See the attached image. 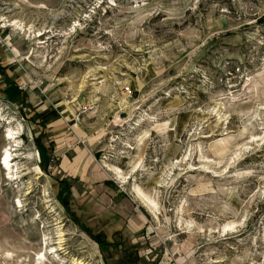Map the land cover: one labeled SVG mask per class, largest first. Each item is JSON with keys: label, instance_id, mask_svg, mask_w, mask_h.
<instances>
[{"label": "rangeland", "instance_id": "374dc122", "mask_svg": "<svg viewBox=\"0 0 264 264\" xmlns=\"http://www.w3.org/2000/svg\"><path fill=\"white\" fill-rule=\"evenodd\" d=\"M0 60L5 83L24 74L65 117L56 143L34 105L0 93V264H127L77 219L109 240L124 223L148 264H264V0H0ZM65 150L85 173L123 169L118 211L62 203Z\"/></svg>", "mask_w": 264, "mask_h": 264}, {"label": "crops", "instance_id": "0c3cea01", "mask_svg": "<svg viewBox=\"0 0 264 264\" xmlns=\"http://www.w3.org/2000/svg\"><path fill=\"white\" fill-rule=\"evenodd\" d=\"M7 62V61H6ZM6 62L0 60V93L5 95V92L12 90L11 95L14 96L17 93H22L26 100L35 106V109L38 113L41 114V120L47 123L48 131L50 133V137H53V140L57 143L58 140L62 139V127L64 126L65 117L63 116V109L60 107L59 109H55V104L47 103V94L45 91L38 86L29 85L26 82L25 75H19L17 78H12V82L5 83V76L10 77V74L7 71V68H3L6 65ZM22 86V88H19ZM64 118V119H63ZM62 132V133H61ZM60 137V138H59ZM58 148V144H57ZM60 149V148H59ZM55 151V150H54ZM62 154V155H61ZM60 157H57L58 165L61 170H69L64 173L69 177L76 179L77 185H79V192L74 190V186H71L70 190L71 194L78 199V203L80 204L79 210L83 212L85 215L90 216L89 211H118L119 210V200L124 195L122 191L119 190V182L118 176L115 177V180L112 178H108L106 173L102 170L98 174H93L91 172H84L83 164L80 165L81 160L79 159L81 154H78L71 161L69 155L66 154V150L62 151ZM76 167V168H75ZM80 168V170L78 169ZM76 169V170H75ZM78 169V170H77ZM75 170V173L73 171ZM110 171V170H109ZM65 172V171H64ZM112 172V171H111ZM95 175L101 176L104 183H97L99 179H95ZM121 179V178H120ZM122 180V179H121ZM123 182V181H122ZM102 185V187H99ZM114 205L115 207H112ZM79 214V212H77ZM124 223H121L115 229L111 231L110 237L113 236L115 231L121 230V227ZM122 234V231H120Z\"/></svg>", "mask_w": 264, "mask_h": 264}, {"label": "trees", "instance_id": "16d2710c", "mask_svg": "<svg viewBox=\"0 0 264 264\" xmlns=\"http://www.w3.org/2000/svg\"><path fill=\"white\" fill-rule=\"evenodd\" d=\"M3 68H6V66H3ZM7 76H5L6 78ZM8 78V77H7ZM10 83V82H9ZM15 99L18 98H25V96L22 93H17L16 95H14ZM26 99V98H25ZM39 115H36L35 117H38ZM39 137L36 138V142H37V146L42 149L44 156L48 155V150L44 148L43 144L40 143L39 141ZM59 183L62 184L65 189H66V193L64 195V198L62 199V203L64 205L67 204V200L69 198V196L71 195V184L67 181L66 178L64 177H60L58 179ZM72 216H76L74 213H72ZM79 226L81 228V230H83L86 234H88L91 239H93L99 246L100 250L102 252H104V249L106 247H114V246H118L121 248V253L123 254V256L127 257L129 259V261H127V264H148L145 260L140 259L137 255V253L135 251H131L129 249V247H127L125 245L124 240L125 239H121V238H117L118 235H120V231H115L113 233V238L111 240H109L102 231H93V229L87 225H85L84 223H80L79 219H77ZM136 246V245H135ZM104 248V249H103Z\"/></svg>", "mask_w": 264, "mask_h": 264}, {"label": "bare ground", "instance_id": "6f19581e", "mask_svg": "<svg viewBox=\"0 0 264 264\" xmlns=\"http://www.w3.org/2000/svg\"><path fill=\"white\" fill-rule=\"evenodd\" d=\"M16 22L13 23V25H15ZM41 35H43V33L39 32L36 34V36L39 38ZM41 39V38H39ZM39 43H41V41H39ZM99 70V69H98ZM99 77V76H98ZM98 77H93L92 79H97ZM8 133L5 135L7 138L11 139V138H17V136L13 135V133L16 132H12L7 131ZM18 132V131H17ZM16 141V140H15ZM15 146H17V144H15ZM12 154L10 151L6 150L3 157L0 158V164L1 162L4 163L6 165V167H8V169L10 168V161L12 160ZM2 160V161H1ZM104 166L112 171L116 176L119 177V179L121 178L123 180V182H126L125 179L127 178V174L124 173L123 169L120 166H115V165H110L105 163ZM136 166L137 164H134L132 166V172H134L136 170ZM135 191V195L138 197V199L144 204L145 207H147L150 211H152L154 214L156 213L155 211H157V203L154 199H152L149 195H147L144 191H142L139 187H135L134 188ZM57 240H55L52 243L50 247V253H54L57 254L58 251H60L63 248V236L62 233L59 232V235L57 236ZM48 243V241H47ZM42 256V255H41ZM5 257H9L8 255H6ZM44 257V256H43ZM39 259V258H38ZM37 259V260H38ZM72 262L74 264H88L87 262L82 261L81 259H72ZM40 263V262H39Z\"/></svg>", "mask_w": 264, "mask_h": 264}, {"label": "built area", "instance_id": "2783aa9c", "mask_svg": "<svg viewBox=\"0 0 264 264\" xmlns=\"http://www.w3.org/2000/svg\"><path fill=\"white\" fill-rule=\"evenodd\" d=\"M19 88H21V86H19ZM124 91H126V92H130V87H129V85H126V86L124 87ZM50 160H53V159L51 158Z\"/></svg>", "mask_w": 264, "mask_h": 264}]
</instances>
